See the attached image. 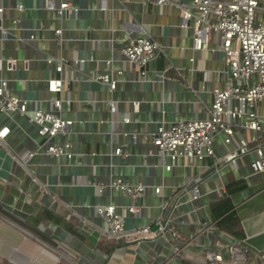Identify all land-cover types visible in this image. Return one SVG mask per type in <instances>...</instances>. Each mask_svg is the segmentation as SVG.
Masks as SVG:
<instances>
[{
    "label": "crops",
    "instance_id": "0c3cea01",
    "mask_svg": "<svg viewBox=\"0 0 264 264\" xmlns=\"http://www.w3.org/2000/svg\"><path fill=\"white\" fill-rule=\"evenodd\" d=\"M62 1L72 10L59 14L47 7ZM189 1L0 0V80L7 81L10 94L27 101L28 113L48 110L60 98L55 113L72 120L67 133L52 139L70 142L71 157L57 158L45 151L44 138L27 116L0 110V130L9 128L0 141V207L11 215L0 211V255L10 264H52L47 261L50 254L78 264H211L205 251L219 249L226 258L232 241L247 250L245 264H260L264 173L251 172L252 156H244L237 167L219 162L222 134L215 137L216 157L191 164L180 160L171 171L164 170L153 152L151 133L157 126L207 117L211 89L227 80L220 52L192 49V29L181 26L179 7ZM140 36L151 37L159 46L145 76L121 52L129 38ZM75 58L83 64H73ZM104 72L115 75L112 92L98 79ZM50 78L62 79L61 92L48 90ZM109 99L116 102L114 113L108 109ZM123 116L129 122H123ZM26 150L33 155L19 164L13 155ZM114 178L144 183L146 190L133 200L108 187ZM98 184L105 187L98 191ZM229 184L237 186L229 197L238 236L219 229L212 213ZM158 185L161 190L155 193ZM194 185L200 195L191 199ZM184 188L189 191L182 194ZM109 203L118 211L129 204L141 206L138 216L125 214L127 228L153 227L160 216L171 220L180 233V254L173 255L170 243L161 237L138 244L106 239L105 223L92 206ZM208 221L214 222L212 230L187 244ZM23 225L36 226L49 241Z\"/></svg>",
    "mask_w": 264,
    "mask_h": 264
},
{
    "label": "built area",
    "instance_id": "2783aa9c",
    "mask_svg": "<svg viewBox=\"0 0 264 264\" xmlns=\"http://www.w3.org/2000/svg\"><path fill=\"white\" fill-rule=\"evenodd\" d=\"M166 0H158L163 3ZM47 7L62 14L72 10L69 2L62 1L55 5L48 3ZM181 26L192 29V49L220 52L227 66V80L223 86L211 89V104L208 116L204 118L175 121L169 124L161 123L151 133L153 152L157 153L164 170L171 171L180 160L191 164L194 160H204L216 157L215 137L222 134V152L216 158L219 162L238 165L246 155H251L249 168L253 173H264V3L260 0H190L188 4L180 5ZM22 9V4H17ZM0 6V12L2 11ZM16 20H13L15 22ZM59 33L60 30H55ZM32 37V35L30 36ZM158 44L148 36L129 38L121 48L124 57L131 62L141 76H145L148 62L158 52ZM48 62L50 59L47 60ZM83 59H73V64H83ZM110 64V60L106 61ZM58 70H61L59 65ZM121 71H117L118 75ZM98 79L112 92L116 88V78L113 73L104 72ZM48 90L61 92V78H50L47 81ZM111 113L116 110V102L107 100ZM137 105V102H134ZM61 106V99H54L48 110L34 109L27 111V101L7 91V81L0 80V110L3 112H18L27 116L28 120L37 126V132L45 140V151L59 158L62 155L71 157L70 142L57 144L52 139L57 134H65L72 125L71 119H64L55 113ZM123 122H129L128 116L122 117ZM9 128L0 130V141L8 133ZM241 132H245L243 135ZM121 153L120 148L115 149ZM33 152L26 150L14 159L25 165ZM105 185L98 184V191ZM108 187L120 191L123 195L136 200L146 190L141 182L130 184L121 178L112 179ZM161 186H155L154 192L159 193ZM190 190V191H189ZM184 188L182 194L190 192L191 199L200 195L199 186ZM167 204L163 205L165 209ZM93 210L105 223L102 235L113 241L122 243L144 239H166L173 255L181 252L180 233L171 220L158 217L153 227L149 224L126 227L125 214L138 216L141 206L129 204L118 211L114 204H94ZM214 222H203L191 236L187 244L194 242L199 235L212 230ZM228 256L225 258L219 249H208L205 257L211 264H245L247 250L234 241L226 246ZM260 264H264V251L258 255Z\"/></svg>",
    "mask_w": 264,
    "mask_h": 264
},
{
    "label": "trees",
    "instance_id": "16d2710c",
    "mask_svg": "<svg viewBox=\"0 0 264 264\" xmlns=\"http://www.w3.org/2000/svg\"><path fill=\"white\" fill-rule=\"evenodd\" d=\"M236 188L237 186H231V184L227 185L226 193L221 198H219V200H217L212 206V213L214 218L216 219L218 228L223 231L229 232L234 236H238L239 234L237 231H235L236 219L232 210V203L229 196L236 190ZM0 211L7 214L8 216H11L6 211L2 210L1 207ZM45 214L49 218L60 220V216L56 213L45 211ZM23 227L43 241H49L48 236L36 226L33 227L29 225H23ZM181 264H184V262H182Z\"/></svg>",
    "mask_w": 264,
    "mask_h": 264
},
{
    "label": "rangeland",
    "instance_id": "374dc122",
    "mask_svg": "<svg viewBox=\"0 0 264 264\" xmlns=\"http://www.w3.org/2000/svg\"><path fill=\"white\" fill-rule=\"evenodd\" d=\"M58 256L61 257V260L59 259ZM47 261L49 263H52V264H78L77 260H75V259L74 260H69L66 257L63 258V256H61V254H58L56 256L53 255V254H50L49 258H47ZM0 264H10V262L8 260H5L4 258H2L1 255H0Z\"/></svg>",
    "mask_w": 264,
    "mask_h": 264
}]
</instances>
